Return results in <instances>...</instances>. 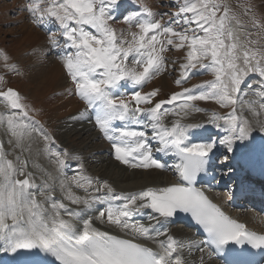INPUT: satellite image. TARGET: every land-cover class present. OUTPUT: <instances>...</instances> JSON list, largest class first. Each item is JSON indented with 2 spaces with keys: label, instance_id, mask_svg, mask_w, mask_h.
Segmentation results:
<instances>
[{
  "label": "snow or ice",
  "instance_id": "obj_1",
  "mask_svg": "<svg viewBox=\"0 0 264 264\" xmlns=\"http://www.w3.org/2000/svg\"><path fill=\"white\" fill-rule=\"evenodd\" d=\"M173 2L177 11L168 20H163L167 13H154L135 0H27L21 7L48 32L41 54L59 56L72 89L85 101L84 111L73 119L94 118L115 159L133 168L168 167L167 161L154 157L149 142L155 141L156 153L175 160L171 167L180 182L118 192L107 180L86 174L82 164L74 175L66 176L67 150H53L54 138L30 115L19 92L0 90V103L5 106L0 127L12 151L18 150L9 159L5 141L0 140V252L31 257L25 264H186L185 249L203 254L207 247L212 250L209 257L225 254L230 244L241 246L238 256H243L244 245L264 250V234L232 219L196 186L218 146L237 153L238 145L247 149L258 134H264V119L259 118L264 116V83L253 90L255 100L243 99L247 93L241 89L249 74L264 80V36L258 31L264 25L252 18L257 30L253 38L227 0ZM118 20L128 25L127 31L113 26ZM170 48L185 50L175 81L178 86L195 72L210 71L214 78L182 87L168 99H156L159 89L143 92L166 68L164 53ZM0 60L5 69L19 71L6 52L0 51ZM208 100L232 106L231 111L225 115L213 111L207 122L222 132L218 139L193 142L205 125L182 120L191 112L208 111L194 103ZM245 110L254 119L244 116ZM166 116L176 117L170 126ZM37 138L43 143L41 151L54 159L61 177L60 197L53 195V185L47 181L37 185L27 171L24 154L31 153ZM37 192L43 200L37 199ZM179 212L189 213L202 226L206 241L179 240L168 234L167 225ZM94 221L131 238L103 231ZM138 240H151L158 250Z\"/></svg>",
  "mask_w": 264,
  "mask_h": 264
},
{
  "label": "rangeland",
  "instance_id": "obj_2",
  "mask_svg": "<svg viewBox=\"0 0 264 264\" xmlns=\"http://www.w3.org/2000/svg\"><path fill=\"white\" fill-rule=\"evenodd\" d=\"M253 1L255 2V9L252 7ZM7 2L9 1L0 0V51L6 48L13 61L18 62L19 65L23 66L26 73L24 76H22V72L20 73L21 70L15 73L9 69H5L3 67V61L0 60V77H3V81L0 82V89H2L4 85H7L11 80L10 85L22 90L25 93L22 95L32 101L26 103V105L31 109L30 115L39 118L41 121L48 124V127L53 128L54 131L52 132L58 138L60 144L66 147L67 152L71 151L72 153L70 154L78 156L82 163L87 165V172H89V169L93 165L91 158L84 161L82 156L90 154L95 147H97V150L101 151V153H97L95 155L104 156L108 150L105 146L106 143L101 140L100 135H98V133L94 130H92L93 132L88 131L84 132L83 134L79 133L78 128L85 122V120L80 121L79 118L73 119V117H79L80 113L84 111L83 104L85 101H83L79 96L75 99L71 88L70 93L64 95H58V92L55 90V88H49L48 85L41 86L38 90L33 91L37 87V81L34 80L35 75L31 74H33V72L39 68L44 69V76L53 74L56 75L50 79L51 81H54L55 79L58 80L59 75L61 74L62 87L60 92L67 89L66 85L69 80L63 71L62 65L53 58H49L46 62H42L41 60L44 58H41L40 60V57H38L36 62L32 63V48H36V45L34 44V31H39L40 33L42 32L29 23V21L26 19L27 15L23 10V16L22 18H19V12H17V8L21 7V5L18 3V0L13 2V8H11L12 1H10L9 7H5L4 5H6ZM227 3L230 5L232 12L235 13L239 17L240 21L245 25L246 30L252 32L253 38H256L257 30L252 28V18L255 17L257 21L264 25V0H227ZM169 15L171 16L172 13H169ZM15 16L17 21L15 20V23H13L10 20H14ZM23 27L26 28L25 33H22ZM127 29H125V31H127ZM258 31L261 36H264V28H261ZM45 39L46 36L44 35V45L46 43ZM15 46L18 47V49H16ZM183 53L184 52H182V50L172 49L170 54L172 59L169 60V67L175 66V68H178V71L175 72L177 78L180 74L179 68L181 60H183ZM172 69L165 73L167 75L166 77L162 74L159 78L156 77L153 79L152 84L150 85L151 90L159 88L161 89L162 86H168L163 88L158 99H168L170 95L175 92L174 86H171L174 85V80L169 74ZM257 76L259 77L258 74ZM164 78L169 81V84L163 82ZM257 81L263 82L261 78ZM187 84L188 83H186V85ZM59 98H62L61 102H57ZM199 102L206 106L209 105L211 107L218 108L221 111H229L232 107H225L217 103L215 100ZM60 106L67 107L58 111L55 110V108ZM0 112H5V106L3 103H0ZM44 126L46 128V125ZM94 132L96 135H94ZM35 142L37 148L41 150L43 147L42 140L37 138ZM17 152L18 150H16V153Z\"/></svg>",
  "mask_w": 264,
  "mask_h": 264
},
{
  "label": "bare ground",
  "instance_id": "obj_3",
  "mask_svg": "<svg viewBox=\"0 0 264 264\" xmlns=\"http://www.w3.org/2000/svg\"><path fill=\"white\" fill-rule=\"evenodd\" d=\"M7 1H9V2H7V4L4 6L9 7L10 1H12L11 8H13L14 7L13 2L15 0H7ZM0 6H1V4H0ZM21 7H22V5H21ZM21 7L17 8L18 9L17 12H19V18L20 17L22 18V16H23L22 10H20ZM25 14L27 15L26 12H25ZM26 19L28 20V18H26ZM15 20H16V16L14 17V20L11 19L10 21L15 23ZM24 26H26V25H24ZM25 29L26 28L23 27L22 33H25ZM34 34H35L34 44L36 45V48H32V50H33L32 51V58H33L32 63L36 62L37 58L40 57V55L42 53L40 48L44 46V44H43L44 34L40 33L39 31H36V32L34 31ZM45 36H47V35H45ZM16 49H18V47H16ZM45 49H46V47H45ZM34 50H37V51L34 52ZM171 51H172L171 48H170V50L168 49L167 54H169V52L171 54ZM182 52H184L182 55V56H184L185 50H183ZM42 58H43V56H42ZM169 60H170V58H169ZM179 62H180V60H179ZM179 62H178V64H179ZM62 68H63V71L66 75L64 67H62ZM174 68H175V66L169 67V62H168V71H165L163 73V75L166 77L167 75L165 73L169 72V70L172 69V71H170L169 74H170V77L174 80V85H171V86H174V87H176V89L178 88L179 91H181V87L175 83L177 75L175 74L176 71H174ZM176 69H178V68H175V70ZM36 70H37V73H36ZM36 70H35V72H33V74H31V75H35L34 80L37 81V87L33 91L38 90L41 86L48 85L49 88H55V90L57 92H60L61 87H62L61 74L59 75L58 80L55 79L54 81H51L50 79L52 77L56 76L55 74L44 76L45 72H44L43 68H39ZM30 73H31V71H30ZM160 76H158L157 78H159ZM67 78H68V76H67ZM201 79H202L201 72H195V74L191 75V79L187 82L188 84L187 85L185 84V85H186V87H191L192 85L199 84ZM208 79H212V77L208 78ZM68 80H69V78H68ZM163 82L169 84V81L166 78L163 79ZM70 84H71V81L69 80L66 87H68ZM151 84H152V82H151ZM249 84L250 83L246 84L244 86V88L242 89L244 92L247 93V95H245L243 97V99L255 100V99H257V97L255 95H253V91L247 89ZM71 89H72V84H71ZM255 89H257V87ZM160 90L161 89L159 88V91ZM72 91H73V96L75 97V99L78 98L79 95L76 94L73 89H72ZM150 91H152V90H150ZM61 99L62 98H59L57 100V102H61L62 101ZM66 107L60 106V107L55 108V110L58 111V110H61L63 108H66ZM84 109H85V105H84ZM52 110L55 111L54 109H52ZM211 114L212 113H210V112L206 113V111L191 112L188 116L183 118L182 122L183 123H190V124H197L200 121L207 120V119L209 120ZM243 115L247 116L250 120L254 119L252 114L247 110H245L243 112ZM89 117H90V115H89ZM259 118L264 119V116H261ZM79 119H80V121L85 120V122L83 124H81L78 128L80 134H83L84 132H88V131H92V130L95 131L93 124L90 122V118L84 117V118H79ZM174 119H176V117L166 116L165 117V123H171V121ZM37 121L40 122V120H37ZM40 124L46 125V128L44 125H43V127L48 131V133H51L52 137H56L53 134V132L51 131V129H49V127H47V126H49L48 124H46L45 122H43V124H42V122H40ZM95 132H97V131H95ZM95 132H94V135H96ZM98 135H99V133H98ZM149 135H150V133H149ZM259 136L260 137L264 136V134H259ZM0 139L5 141V148L7 151H9V157L8 158L14 159L15 155L18 152L16 153V151H12V146L7 144L8 136L2 127H0ZM35 141L32 144L31 153L26 152L24 154L25 158L28 160L27 171L32 173L33 177L35 178V182L37 185L42 184L44 181H47L49 184L53 185L55 188L53 195L60 197L61 193L59 191V180L61 179V177L59 176V174L56 170V165H55L54 159H50L47 154H45L40 149H38ZM154 143H155V145H157L155 141H154ZM60 145L61 144L56 143V145L53 149L55 151H59V150L63 149V147H64V149H66L65 146H63V145L60 146ZM105 146L108 150L104 156L95 155L97 153H101L100 150H97V147H95L94 150L90 154L82 156L84 161L91 158V162L93 165L89 169V172H87V165L85 163L83 164L82 161H81V164L83 165V168H84V171L86 172V174L91 175V176H95V177H99L103 180H107L112 185V187L116 189V191H123V192L135 191V190L143 189L145 187H149V186H153V185H166V184L174 183L177 180V177L174 175V168L171 167V165L174 164L173 161L167 162L168 167L172 169L171 171H163V169L133 168V167H130L129 165H125L121 162H118V161H115L114 159H111V157L108 153L111 149L110 145L106 143ZM237 147L239 149V151L237 153H240L243 148H239V145ZM69 153H72V152L69 151ZM92 153H93V155H92ZM72 158H74V157H72ZM21 178H23V177H21ZM73 190L76 191L77 194H79L81 196L85 195V193L82 190H78L75 188ZM219 194L222 196V193H219ZM37 199L43 200V196H41L39 194V192H37ZM70 206L71 207H81V206H76V205H70ZM240 219L243 221H246V222H252V217H250V214L247 211H245L243 214H241ZM96 223L100 224L99 226H100L101 230H103V231H106V230L113 228L110 225L101 224L99 221H94V225ZM167 228L168 229L173 228V230L177 234H181V235H185V236L186 235H192L189 231L184 230V229H179V227H171V225H167ZM191 253L194 254V250H192L191 252H189L187 250L188 256Z\"/></svg>",
  "mask_w": 264,
  "mask_h": 264
}]
</instances>
